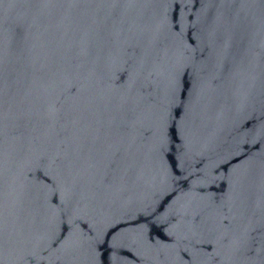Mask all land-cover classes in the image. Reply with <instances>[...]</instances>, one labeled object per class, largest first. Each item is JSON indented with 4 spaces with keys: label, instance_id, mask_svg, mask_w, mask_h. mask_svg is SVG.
Here are the masks:
<instances>
[{
    "label": "water",
    "instance_id": "1",
    "mask_svg": "<svg viewBox=\"0 0 264 264\" xmlns=\"http://www.w3.org/2000/svg\"><path fill=\"white\" fill-rule=\"evenodd\" d=\"M0 264H264V0H0Z\"/></svg>",
    "mask_w": 264,
    "mask_h": 264
}]
</instances>
